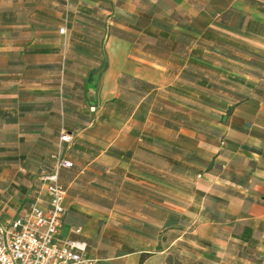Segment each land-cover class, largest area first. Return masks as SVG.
Instances as JSON below:
<instances>
[{"label":"crops","instance_id":"1","mask_svg":"<svg viewBox=\"0 0 264 264\" xmlns=\"http://www.w3.org/2000/svg\"><path fill=\"white\" fill-rule=\"evenodd\" d=\"M59 151L97 264H264V0H0V223Z\"/></svg>","mask_w":264,"mask_h":264},{"label":"built area","instance_id":"2","mask_svg":"<svg viewBox=\"0 0 264 264\" xmlns=\"http://www.w3.org/2000/svg\"><path fill=\"white\" fill-rule=\"evenodd\" d=\"M66 33V28H60ZM73 135L62 132V142H72ZM51 168L44 169L41 181L47 194L46 205L33 203L15 218L0 223V264H97L89 254L87 241L58 237L67 213V187L59 172L72 168L74 162L61 151L54 156ZM79 231V230H78Z\"/></svg>","mask_w":264,"mask_h":264},{"label":"rangeland","instance_id":"3","mask_svg":"<svg viewBox=\"0 0 264 264\" xmlns=\"http://www.w3.org/2000/svg\"><path fill=\"white\" fill-rule=\"evenodd\" d=\"M107 184V183H106ZM105 188H107V185H106V187ZM94 246L95 247H97L98 246V251H99V253L100 254H105V252L107 251V249H108V244H107V240H106V238L105 239H102L101 240V242L99 243V245H98V241L94 244Z\"/></svg>","mask_w":264,"mask_h":264},{"label":"trees","instance_id":"4","mask_svg":"<svg viewBox=\"0 0 264 264\" xmlns=\"http://www.w3.org/2000/svg\"><path fill=\"white\" fill-rule=\"evenodd\" d=\"M180 116V115H179ZM181 117V116H180ZM132 154V152H130V151H128V152H126V155L127 156H130ZM63 169H61L60 170V172H59V179H60V182L61 183H63L66 187H67V189H68V186L65 184V182L63 181V179H62V176H63ZM198 264H206V263H204V262H199Z\"/></svg>","mask_w":264,"mask_h":264}]
</instances>
